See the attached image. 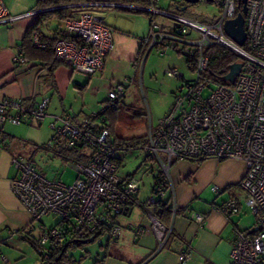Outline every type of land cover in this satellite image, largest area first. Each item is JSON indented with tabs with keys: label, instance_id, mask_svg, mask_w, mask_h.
<instances>
[{
	"label": "built area",
	"instance_id": "built-area-1",
	"mask_svg": "<svg viewBox=\"0 0 264 264\" xmlns=\"http://www.w3.org/2000/svg\"><path fill=\"white\" fill-rule=\"evenodd\" d=\"M161 1L153 0L155 4H161ZM93 5L148 14L149 36L140 44L147 47L148 53L153 49L163 55L175 51L186 61H192V77L186 80L175 70L166 72L170 77L179 78L181 86L168 113L155 126H150L147 143L138 148L114 144L104 116L110 107L120 109L123 106L124 84L111 86L108 101L91 117L74 120L69 116H54L50 124L54 136L45 149L55 150L76 172L77 178L71 185L62 180L51 181L38 172L33 159L26 155L17 154L12 158L15 176L11 190L33 223L38 225L40 237L35 240L34 250L40 257V264H55V256L60 251L61 255L65 253L64 257L69 258V245L73 240L99 233L107 226L111 229V241L116 244L123 230L116 224V219L125 214L129 203L136 200L140 188L135 179L120 178L118 170L122 161L135 151H142L148 163L151 159L150 163L155 164L158 173L167 180L174 161L213 159L243 162L247 170L240 186L247 195L246 206L256 219L254 227L258 231L249 235V230H234L231 264H264V0L247 2V40L243 47L224 31L225 23L237 16L236 0H222L219 19L209 24L155 7L123 3ZM40 13L34 10L14 17L5 2L0 0V24L13 23L25 16L37 18ZM158 16L168 19L173 25H159L156 21ZM62 27L64 35L56 37L52 44L34 34V47H52L55 62L65 64L88 78L101 73L105 58L114 49L115 30L105 18L98 13H82L63 21ZM213 46L232 52L242 63L241 71L231 86L208 75L206 50ZM14 63L18 67L28 64V60L19 52ZM49 70L50 66L40 69L41 72ZM49 103V98H43L38 105L34 99L25 104L21 100H0V128L6 124H41L47 118ZM151 171H155L154 168ZM213 190L217 191L216 188ZM154 196L157 198L149 199L146 207H154L157 202L164 201V185L156 188ZM172 209L175 215L178 208ZM185 211L196 224L202 225L206 221V215L190 209ZM218 211L229 216L239 214L240 209L238 202L231 199ZM47 217L58 218L61 225L46 227L43 219ZM148 217L158 242L155 256L164 250L173 229L153 213ZM127 229L138 236L146 232L140 226H128ZM33 231L34 226L30 225L21 233L29 236ZM16 233L13 231L10 236ZM192 253L191 248L180 252L179 263L187 264Z\"/></svg>",
	"mask_w": 264,
	"mask_h": 264
},
{
	"label": "crops",
	"instance_id": "crops-1",
	"mask_svg": "<svg viewBox=\"0 0 264 264\" xmlns=\"http://www.w3.org/2000/svg\"><path fill=\"white\" fill-rule=\"evenodd\" d=\"M3 1L11 16L20 17L36 10L39 0ZM94 1L89 3V6H83L87 9L83 13L91 12L102 15L107 24L115 30L114 49L105 58L102 72L88 78L74 72L67 65L61 64L50 74V70L40 71L41 68L48 67L49 64L30 59H27L28 64L16 67L14 59L22 51V42L36 20V18L25 16L13 23L0 24V100L5 98L21 100L25 104L34 99L35 105H38L43 98H49L47 119L51 124L54 116H69L74 120L91 117L101 105L107 102L108 90L111 86L124 84L127 91V83L130 82V79L126 77L123 81V71L116 70L113 63L123 56L136 70L139 63L136 60L140 59L138 53L141 40L132 36L133 33L129 31L128 34L119 33L122 31L121 20L117 19L115 12H112V7L93 5L105 4L108 3V0ZM162 2L163 0L160 4L162 9L189 19L193 18L192 14H182V0H171L168 6ZM114 9L116 10V8ZM117 11L122 10L117 9ZM158 18H162L166 25H170L168 19L159 16ZM140 19L133 17L131 30L142 36L147 33V30L142 28L143 22L142 25L139 23L140 26H134V23L141 21ZM143 19L142 21L149 20V17ZM62 23L63 21L52 18L41 26L39 31L47 39L62 37L64 35ZM148 32H150L149 28ZM136 80L137 76L135 75L132 81L136 82ZM180 86L181 83H176L175 91L173 90L172 93L174 97ZM126 96L127 92L122 103ZM123 105L124 108L128 107L124 103ZM44 123L45 120L39 125L30 124L29 126L42 127ZM110 133L112 138L111 130ZM144 135L145 133H141L119 138H141L145 137ZM13 138L15 137L6 132L4 126L3 134H0V264H40V257L33 247V242L40 237L38 225L33 223L30 214L22 208L11 190V181L15 176L11 165L12 158L17 154L25 155L21 153ZM246 170L243 162L234 160L174 161L170 168L167 180L168 188L163 201L169 204L168 208H171L172 214L162 216V220L167 223V226L173 229V235L167 241L163 251L154 256L158 242L152 231V223L148 214L154 213L155 209L145 206L147 201L141 200L142 190L139 188L136 202L129 205L125 214L116 219V224L123 229L116 244L111 241L110 230L107 227L102 229L98 233L99 237L93 241V243L100 241L97 253L92 254L85 251L79 258L71 255L77 264H180L178 254L191 248L192 258L187 264H231L234 230L248 231L255 226L250 225L249 228L248 224H243L245 220L243 217L248 212L251 213L246 206L247 195L240 186ZM120 178L134 179L135 177L129 174L120 176ZM154 183L153 175L152 195ZM209 188L210 192H208ZM214 188L217 191H214ZM231 199L238 202L239 214L227 216L218 211L219 207ZM173 207L178 208L175 215ZM186 209L206 215V221L202 225L196 224L187 215ZM52 218H44L43 224L48 228L57 226L58 223L54 224ZM30 225L34 226L31 235L27 236L21 233L22 229ZM128 226H140L146 232L138 236L127 229ZM13 231L17 233L10 236ZM90 243L92 242L87 244ZM72 244L69 245V249L71 246V249L75 251L76 248ZM87 259L90 261L86 262Z\"/></svg>",
	"mask_w": 264,
	"mask_h": 264
},
{
	"label": "rangeland",
	"instance_id": "rangeland-1",
	"mask_svg": "<svg viewBox=\"0 0 264 264\" xmlns=\"http://www.w3.org/2000/svg\"><path fill=\"white\" fill-rule=\"evenodd\" d=\"M170 1L171 0H163L162 3L168 6ZM221 1L222 0H216V3L210 4L201 0L199 4L188 7V10L182 12V14H192L191 16H193V18L191 19L194 21L197 20L200 23H214L220 17L221 7L219 6V3ZM182 3H184V1H182ZM184 7L185 5L183 8ZM112 12H115L117 19L121 20L120 27L122 28V31L119 33L128 34L129 31L130 33H133L131 34L132 36L136 38L138 37L137 39L144 40L148 38L150 21L148 19L142 21L143 18H148V15L117 11V9L115 10L114 8L112 9ZM133 17L141 18V21H138V23L136 22V24L134 23V26H140L139 23L142 25L143 22L142 28L144 27L148 34L146 33L141 36V34L132 32ZM157 23L159 25H164L165 21L162 18H158ZM170 24L173 25L172 23ZM113 65L116 70L123 71V81L127 77L130 79V82L127 83V96L123 102L128 107L124 108L123 111H110L105 115L110 130L113 132L112 140L119 139V137H130L141 133H145L144 136H146L150 125H155L168 113L174 100L172 94L173 90L176 87V83L180 84L181 82L179 78L167 75L166 72L169 69L175 70L178 74L183 75L186 80H189L192 77L185 57L175 51H169L164 55L157 49H153L149 53L146 51L137 64L136 70L123 56H121L120 60L115 61ZM135 75L137 76L136 82L132 81ZM101 107L102 105L94 113L100 111ZM5 128L6 132L15 137L13 140H15L16 145L19 146L21 153L33 159L39 173L46 176L51 181L62 180L68 185L75 182L77 174L69 164L58 156L55 150L45 149V146L54 136L53 131L50 128L49 119H45V123L42 127H33L29 125L14 126L8 124L7 126L5 125ZM145 158L146 155L142 151H135L133 155H130L123 160L118 170L119 176H127L131 174L135 177V180L141 183L140 188L142 194L140 198L142 201H148L152 197L157 198V196L151 194L153 174H151L150 170L151 168H154V170L158 172V168L155 164L150 163L151 159H149L150 161L148 160V164H145ZM210 191L211 189L209 188L208 192ZM243 218L245 219L243 224H248L249 228L256 223L255 217L249 212ZM52 220L54 224L59 221L58 218H52ZM95 242L83 244L79 247L73 245L76 250L74 251L71 247L70 253L77 258H79L85 251L92 254L97 253L100 241ZM85 261L89 262L90 260L87 259Z\"/></svg>",
	"mask_w": 264,
	"mask_h": 264
},
{
	"label": "trees",
	"instance_id": "trees-1",
	"mask_svg": "<svg viewBox=\"0 0 264 264\" xmlns=\"http://www.w3.org/2000/svg\"><path fill=\"white\" fill-rule=\"evenodd\" d=\"M183 1V0H182ZM95 2L94 0H39L36 10L41 11V13L37 16L33 26L30 28L28 31V34L24 38L22 45H21V52H23L24 56L27 59L30 60H40L44 61L50 66V71L49 73H53V71L60 66L62 63H57L54 61V51L52 47H48L46 49H40L36 48L33 45V40L32 37L34 34H38L43 41H48L51 44L55 42V39H47L43 36L42 33H40L39 28L43 26L45 23L50 21L52 18H56L60 21H65L72 19L79 15L80 13L86 12L87 9L86 7H83L85 4L93 3ZM108 3H123V4H133V5H138L142 7H155L162 9L160 7V4H155L153 0H108ZM241 2V0H236V10L237 13L236 15L240 12V9H238V5ZM216 3V0L215 2ZM186 6L185 3H182V7ZM124 12H131V13H139V14H146L143 12H136V11H124ZM148 15V14H146ZM149 16V15H148ZM69 38V37H68ZM75 40L74 38H71V40ZM247 48V45L245 46ZM147 47L141 44L140 46V51L138 53L139 58L141 59L143 55L146 53ZM206 56L209 59V70H208V75L210 78L214 79L215 81H219L227 86H231L230 83L226 82L223 77L229 73L230 67L239 62V58L233 54L232 52L225 50L223 48L213 46L210 47L206 50ZM140 59H137L136 61H140ZM188 67L189 69L192 68V61L188 60ZM108 101V100H107ZM122 102V101H121ZM123 105V104H122ZM124 105L118 109V108H113L110 107L106 112L105 115L110 112V111H121L123 110ZM104 115V116H105ZM107 122V120H106ZM110 127V126H109ZM0 134H3V127L0 128ZM117 140V141H116ZM116 140H112V142L118 146L122 147H127V148H138L143 146L144 144L147 143L146 136L141 137V138H131V139H123L119 138ZM61 153V152H58ZM63 153V151H62ZM22 155V154H21ZM147 162V158L145 159L144 163ZM196 162H201V161H196ZM152 174L154 175V188H153V195L155 194V190L158 186L164 185L165 189L168 188V183L167 179L163 177L162 174L156 173L155 171H151ZM131 179V178H128ZM136 202V200L134 201ZM134 202L129 203V205H132ZM169 204L164 203V202H157V204L154 206V215L164 224L167 226V223H165L162 220V216L171 213V208H168ZM128 210V208H127ZM60 226V222L57 224ZM111 232V229L109 226H107ZM106 227V228H107ZM173 235V232H172ZM171 235V236H172ZM170 236V237H171ZM99 237V234H90V235H85L81 236L79 239L73 240L72 245L75 246H80L82 245V241H91L93 242L95 239ZM36 242H33V247L35 246ZM71 248V246H70ZM62 251H60L56 256H55V264H77L76 261L74 260V257L70 255L69 258H65L64 254L61 255Z\"/></svg>",
	"mask_w": 264,
	"mask_h": 264
},
{
	"label": "water",
	"instance_id": "water-1",
	"mask_svg": "<svg viewBox=\"0 0 264 264\" xmlns=\"http://www.w3.org/2000/svg\"><path fill=\"white\" fill-rule=\"evenodd\" d=\"M186 6L182 8V12L186 11L188 7L197 5L201 2V0H183ZM207 3L213 4L215 0H204ZM248 0H241L238 5V9L240 12L237 16L228 20L224 25V31L238 46L243 47L247 40V33L245 30V17L248 12L247 7ZM242 68V63L237 62L230 67L229 73L223 77V79L231 84L235 83L236 77L239 75ZM258 231L257 227H253L248 231V234H254ZM91 241H82L83 244H87Z\"/></svg>",
	"mask_w": 264,
	"mask_h": 264
}]
</instances>
